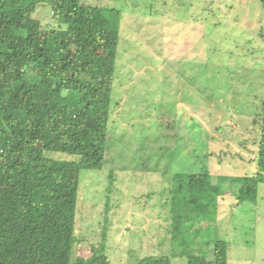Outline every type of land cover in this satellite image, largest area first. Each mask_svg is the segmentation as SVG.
Returning a JSON list of instances; mask_svg holds the SVG:
<instances>
[{
    "label": "rangeland",
    "instance_id": "1",
    "mask_svg": "<svg viewBox=\"0 0 264 264\" xmlns=\"http://www.w3.org/2000/svg\"><path fill=\"white\" fill-rule=\"evenodd\" d=\"M32 17L59 28L51 5ZM121 11L113 103L102 170H82L72 259L103 240L113 264L149 255L187 264L173 245L170 189L176 173L209 170L224 195L197 225L190 251L229 264H264V183L237 202L233 178L254 176L264 99V4L260 0H85ZM64 28V26H62ZM57 160L75 156L47 152ZM195 228V229H196Z\"/></svg>",
    "mask_w": 264,
    "mask_h": 264
},
{
    "label": "trees",
    "instance_id": "2",
    "mask_svg": "<svg viewBox=\"0 0 264 264\" xmlns=\"http://www.w3.org/2000/svg\"><path fill=\"white\" fill-rule=\"evenodd\" d=\"M43 1L59 28L32 17L38 1L0 0V264H113L104 240L89 258L72 257L80 172L102 170L106 160L122 13L85 0ZM254 123L257 171L232 179L239 204L256 202L264 183V99ZM223 195L206 168L176 173L171 234L187 264H229L225 240L206 242L211 259L189 250ZM136 264L172 263L149 255Z\"/></svg>",
    "mask_w": 264,
    "mask_h": 264
}]
</instances>
